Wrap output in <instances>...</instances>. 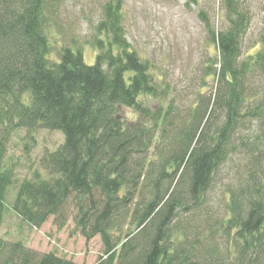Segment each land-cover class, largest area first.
Returning a JSON list of instances; mask_svg holds the SVG:
<instances>
[{
  "label": "trees",
  "instance_id": "1",
  "mask_svg": "<svg viewBox=\"0 0 264 264\" xmlns=\"http://www.w3.org/2000/svg\"><path fill=\"white\" fill-rule=\"evenodd\" d=\"M61 2L0 0V221L61 231L70 220L100 239L95 264H264V0L250 44L243 0L219 1V28L200 11L213 54L186 107L127 42L120 0L83 44L53 35ZM38 130L63 141L18 178L7 144L23 131L30 153ZM0 264L76 263L19 237L0 238Z\"/></svg>",
  "mask_w": 264,
  "mask_h": 264
},
{
  "label": "rangeland",
  "instance_id": "2",
  "mask_svg": "<svg viewBox=\"0 0 264 264\" xmlns=\"http://www.w3.org/2000/svg\"><path fill=\"white\" fill-rule=\"evenodd\" d=\"M57 17V27L53 35L60 44H68L71 39L80 43L91 40L93 31L102 20L103 7L110 0H61ZM122 4V26L130 46L152 65L153 75L169 88L168 100L175 99L179 106H188L194 100L193 94L201 90L200 84L208 57L213 54L207 43L200 11L206 12L214 28L220 23L216 17L220 0H198V5H187L186 0H120ZM251 15V24L245 39L250 44L257 35L263 18V0H243ZM55 28V27H54ZM77 42V43H78ZM84 62L94 64V51L83 48ZM212 83L209 82L208 86ZM155 109L156 104H151ZM129 120L135 115L125 113ZM25 133L20 131L7 144L6 158L16 166V176L27 175L29 166L35 167L45 150H55L63 141L58 132L38 130L34 135L36 145L26 153ZM232 166L227 165L221 174L223 184L232 176ZM220 184L211 194V205L218 209L222 203ZM12 197V194H11ZM11 197L8 199L11 201ZM74 226L69 220L66 227L58 231L49 219L39 230L20 226V221L11 213H6L0 221V238L17 240L21 237L26 247L38 253L55 252L58 256L72 260L76 264H95L102 253L100 239L95 237L86 242L78 234H73Z\"/></svg>",
  "mask_w": 264,
  "mask_h": 264
}]
</instances>
